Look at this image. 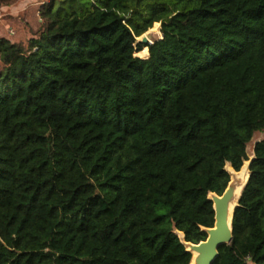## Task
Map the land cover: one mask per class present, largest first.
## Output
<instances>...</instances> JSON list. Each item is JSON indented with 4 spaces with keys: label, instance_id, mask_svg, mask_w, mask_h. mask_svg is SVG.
Masks as SVG:
<instances>
[{
    "label": "trees",
    "instance_id": "16d2710c",
    "mask_svg": "<svg viewBox=\"0 0 264 264\" xmlns=\"http://www.w3.org/2000/svg\"><path fill=\"white\" fill-rule=\"evenodd\" d=\"M41 17L25 48L0 38V264H190L179 234L205 241L210 194L264 130V0H51ZM253 152L213 264H264V138Z\"/></svg>",
    "mask_w": 264,
    "mask_h": 264
},
{
    "label": "rangeland",
    "instance_id": "374dc122",
    "mask_svg": "<svg viewBox=\"0 0 264 264\" xmlns=\"http://www.w3.org/2000/svg\"><path fill=\"white\" fill-rule=\"evenodd\" d=\"M50 2L51 0H18L11 5L0 6V38H6L17 46L25 48L29 39L35 37L40 30L43 24L41 9L45 4ZM161 35L160 24L156 23L153 24V27L142 36L147 37L149 41L153 42L154 40L159 39ZM140 39L141 37L137 38V42L140 41ZM141 52L139 55L136 53V56L146 59L148 54L142 55ZM263 138L264 130L256 132L252 140L247 145L248 159L246 162L248 163V174L249 165L254 158V146ZM229 167L230 166L227 165L226 170ZM241 169L239 171H234L232 169V171L229 172L230 182L228 184V188L235 189V187L243 181L245 174H240ZM180 238L183 240V235L180 236Z\"/></svg>",
    "mask_w": 264,
    "mask_h": 264
},
{
    "label": "water",
    "instance_id": "95a60500",
    "mask_svg": "<svg viewBox=\"0 0 264 264\" xmlns=\"http://www.w3.org/2000/svg\"><path fill=\"white\" fill-rule=\"evenodd\" d=\"M162 37L163 36L161 35L159 39H162ZM138 42L144 44L153 43L145 36H141V39ZM209 199L213 202L215 217L213 227L205 229L207 234L205 241H201L197 244L185 242L183 240L181 241L187 252L191 253V255L192 252L197 254V257L195 258L197 264H213L219 256V247L230 245L233 237L232 219L239 198L233 206L230 224L228 223V213L229 206L233 204L235 200L234 189L227 187L222 195L212 194L209 196Z\"/></svg>",
    "mask_w": 264,
    "mask_h": 264
},
{
    "label": "bare ground",
    "instance_id": "6f19581e",
    "mask_svg": "<svg viewBox=\"0 0 264 264\" xmlns=\"http://www.w3.org/2000/svg\"><path fill=\"white\" fill-rule=\"evenodd\" d=\"M247 167H248V163L245 162V164L242 166V169H241V172H240L241 175L245 174V175H244V179H243V181H242L240 184H238V185L235 187V189H234L235 200H234L233 204H231V205L229 206V213H228V223H229V224H230L231 212H232L233 206H234L235 203H236V199L240 196L241 191H242V188H243L244 185L246 184V182H247V180H248V177H249V174H248V172H247ZM227 171H228V172H231V171H232V168L229 167V168L227 169ZM211 195H212V194H210V196H211ZM179 236H182V235L179 234ZM196 257H197V254H196L195 252H192V259H191L190 264H197V263L195 262V258H196Z\"/></svg>",
    "mask_w": 264,
    "mask_h": 264
}]
</instances>
